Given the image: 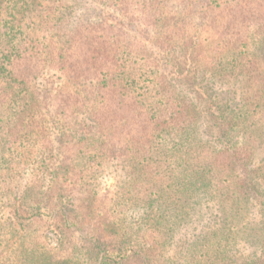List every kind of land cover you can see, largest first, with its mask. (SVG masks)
<instances>
[{
  "label": "trees",
  "instance_id": "16d2710c",
  "mask_svg": "<svg viewBox=\"0 0 264 264\" xmlns=\"http://www.w3.org/2000/svg\"><path fill=\"white\" fill-rule=\"evenodd\" d=\"M54 1L0 0V264H264V0L197 7L230 44L217 42L211 59L190 53L205 69L180 88L165 73L142 85L133 77L128 64L152 62L120 28L144 17L127 0L104 4L119 25H85L59 46L67 31L48 36L45 24ZM29 18L39 25L28 29ZM48 65L57 79L40 81ZM79 79L96 81L100 107H81L85 129L69 139L68 118L57 117L66 101L54 104L48 84ZM112 167L122 178L100 193ZM206 210L213 226L172 248Z\"/></svg>",
  "mask_w": 264,
  "mask_h": 264
},
{
  "label": "rangeland",
  "instance_id": "374dc122",
  "mask_svg": "<svg viewBox=\"0 0 264 264\" xmlns=\"http://www.w3.org/2000/svg\"><path fill=\"white\" fill-rule=\"evenodd\" d=\"M105 1L106 0L54 1L56 8L54 7L52 9V13L45 23L49 26L48 36L49 34H55L61 30L67 31L53 39L59 46L61 40L72 42L73 36L78 33L80 29H83L85 25L93 24L104 19L108 24H118V22L121 21L120 14L117 11L114 13L110 8H105ZM127 2L133 7V13L138 10L144 17H138L136 15V17H138L137 19L126 18V21L131 22V28L127 22L121 24L120 28L123 30L130 44L137 47V50L141 49L143 52L142 54L147 58L148 62H152L149 67H145L142 65L143 57L139 56L140 59L134 61V65L128 64L129 70L133 71V77L135 76V78L140 79L141 85L165 73L168 78L171 76L174 77L169 82L173 87L180 88L184 85L188 86L190 85V70L196 68L199 69V72H202L205 69L204 66H202V68L197 66L199 64L190 63V53L193 57L203 50L204 55L211 59L215 54L219 55L216 52L217 42L220 44L218 45V51L226 48L224 45H221V43L230 44V40L228 39L220 40V32L213 28V26L216 25L214 16L208 14L198 17V15H196L197 7L202 4H208L210 0H158V2L157 0H127ZM38 9L42 8L38 7ZM195 18L203 21L204 24L201 25V27L207 29L199 30ZM40 20L41 18L27 19V23L29 24L28 29L34 27V21L37 22L36 25L38 26ZM223 20L224 19L221 21ZM193 24L196 25L193 26ZM208 26L211 27V29H208ZM195 29L198 30V33ZM194 45L196 46L194 47ZM68 46L69 45H65L66 48ZM53 67L54 65H48L45 68L46 73L40 81H44L45 78H50L49 81L57 79V77L54 76L55 71ZM171 71L174 72L173 75ZM82 80L71 81V83L69 82L66 84H60L61 81L48 84L49 88H51L50 91L53 92L52 100L54 104L60 102L61 99L66 101V106L59 110L57 117L62 119L68 118L67 121L69 124L67 125L66 133L70 136L69 139L77 137L78 132L85 129L82 127L84 125L81 123L86 114L81 107L84 106V108L94 112L95 108L92 107L91 102L96 103V99L97 102L101 100L100 90H98L96 81H90L89 79ZM126 82L124 81L123 83L125 84ZM132 82L131 78V84ZM205 83L206 82H202V84ZM232 83H230V85H232ZM220 86L225 87L227 85L215 83L214 88H216V91ZM79 90L83 91L85 97H78ZM99 107L100 103L98 102V110ZM135 113L137 114V111ZM124 119L126 118L124 117ZM132 119L133 118L127 120V123H131ZM104 130L107 133L110 132L109 128H104ZM90 135L86 134L83 136L88 137ZM173 145H175V143H173ZM121 171V169L112 167L100 173V193L106 192V194H108L109 191L114 190V185L122 178ZM19 183L23 184L24 182ZM12 187L15 192L20 190L15 184H13ZM8 204L9 203L5 201L2 204L0 203V222L3 220L6 221L9 218ZM256 212L257 211L254 210L251 214L255 222L260 217ZM204 213V218L201 217V219H199V216L195 215L190 222L184 223V226L180 228L173 237L171 243L172 248H185L189 243L191 245L196 238V234L203 231L202 228L206 224L210 223L213 226L215 222L212 218L214 217L211 216L207 210ZM252 249H254L253 246H250V250ZM174 252L175 251H173V253ZM248 252L246 251V254H248Z\"/></svg>",
  "mask_w": 264,
  "mask_h": 264
}]
</instances>
